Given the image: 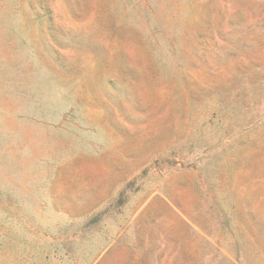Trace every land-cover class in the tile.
<instances>
[{
	"label": "rangeland",
	"instance_id": "1",
	"mask_svg": "<svg viewBox=\"0 0 264 264\" xmlns=\"http://www.w3.org/2000/svg\"><path fill=\"white\" fill-rule=\"evenodd\" d=\"M0 264H264V0H0Z\"/></svg>",
	"mask_w": 264,
	"mask_h": 264
}]
</instances>
